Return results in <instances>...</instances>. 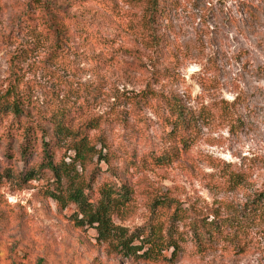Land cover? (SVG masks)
I'll list each match as a JSON object with an SVG mask.
<instances>
[{
	"label": "rangeland",
	"instance_id": "1",
	"mask_svg": "<svg viewBox=\"0 0 264 264\" xmlns=\"http://www.w3.org/2000/svg\"><path fill=\"white\" fill-rule=\"evenodd\" d=\"M36 1L0 0V96L19 85L30 117L60 141L55 163H69L75 151L46 123L49 117L66 110L76 125L98 118L90 131L97 148L110 149L111 164L135 191L116 224L131 231L153 224L163 237L179 235L183 253L175 264H264V225L250 218L237 239L221 237L207 250L192 240L204 217L244 218L264 189V0H163L169 12L157 19L130 0H39L52 15L49 31L27 13L39 12ZM148 90L175 92L191 108L180 160H155L174 144L157 99L141 95ZM38 136L36 176L28 182L11 176L0 185V264H166L124 257L99 242L93 227L79 226L77 205L64 206L66 199L49 192L61 187L67 195L79 186L95 201L116 177L96 154L68 164L76 166L67 169L72 175L57 180L39 166ZM9 141L0 142L1 169L21 170L20 134L12 160ZM132 156L137 165L128 167ZM154 196L173 198L183 220L154 218Z\"/></svg>",
	"mask_w": 264,
	"mask_h": 264
},
{
	"label": "trees",
	"instance_id": "2",
	"mask_svg": "<svg viewBox=\"0 0 264 264\" xmlns=\"http://www.w3.org/2000/svg\"><path fill=\"white\" fill-rule=\"evenodd\" d=\"M136 4L145 5L149 9V15L153 19L162 18L167 15L169 9L163 0H130ZM34 8L38 9V13L32 12L31 7L28 8L27 13L30 17H35L40 20L43 30L49 31L52 15L46 2H34ZM146 101L156 98L159 102L156 105L157 110L164 114L166 124L171 126L169 134L173 140V149L162 152L155 157V160L160 165L166 162H173L182 159V156L187 152L189 131L192 123L193 113L191 108L185 100L175 92H143ZM140 100V99H139ZM137 98L132 102L139 103ZM156 112H159L157 111ZM43 118V116H41ZM66 110L53 113L47 120V124L52 125L56 135L60 138L69 140V148L75 151L74 160L69 163H55L56 149L59 148V139L54 140L47 138V129L41 121H34L30 117V111L27 109L26 98L22 93L19 85L11 84L4 94L0 96V142L4 136H9L11 141L8 143V150L5 153L8 160L14 157V145L17 141V136L20 134L21 141L18 143L19 158L23 162V169L13 171L9 167L1 169L0 159V185L4 183L5 178L15 176L22 182H28L36 176L39 169L37 166L31 165V158L36 152L35 148L38 145V133H41V161L39 166L43 169H49L53 172L57 180L61 181L63 176H71L72 174L67 170L70 166L79 160L81 162L92 161L94 155L99 154V160H105L109 164L111 173L114 174L116 180L112 182L111 186L102 189L100 197L91 201L89 196L84 192L83 187H74L68 190L67 195L61 191L63 188H56L49 192V195L56 198L60 203L65 201L64 206L68 203H75L83 214L82 218L78 216L75 222L79 226H90L96 231V239L99 242L107 243L111 248L117 251L124 257H129L138 261H153L162 262L166 264H175L182 256V247L180 237L177 234L163 237V233H159L152 224L146 229L142 226L135 230H128L126 227L118 225L114 221V216L117 213H125L131 209L132 200L134 196V189L127 178L125 179L118 171V167L111 164V155L109 150H102L97 148L94 138L90 131L97 128L98 118H93L86 123L76 125ZM3 128V130H2ZM106 144V143H104ZM105 147L107 146L104 145ZM183 150H181V148ZM35 150V151H34ZM174 160L172 161L173 157ZM128 167L137 165V158L132 156ZM69 164V165H68ZM76 169V166L70 169ZM236 180H239L238 178ZM174 208V209H172ZM175 200L171 197H156L152 198L150 209L153 217L163 221H169L170 224L174 220L181 222L183 219V212ZM246 216L244 218L226 219L222 217H215L213 219H202L198 227L192 228V240L198 249L213 248L221 237L231 240L237 239L238 236L246 229L244 224L245 219H251L255 225H264V189H262L255 198L249 202L243 210ZM244 219V220H243ZM203 222V223H202ZM173 227L171 226V229ZM172 248L171 256L163 254L166 249Z\"/></svg>",
	"mask_w": 264,
	"mask_h": 264
}]
</instances>
